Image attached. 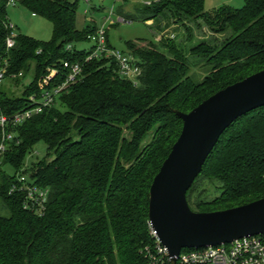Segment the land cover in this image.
<instances>
[{
    "label": "trees",
    "instance_id": "1",
    "mask_svg": "<svg viewBox=\"0 0 264 264\" xmlns=\"http://www.w3.org/2000/svg\"><path fill=\"white\" fill-rule=\"evenodd\" d=\"M205 1L157 0L138 8L155 31H169L171 21L174 28L159 42L127 44L142 69L136 85L112 58L87 61L91 50L77 48L97 30L77 28L79 0H21L53 25L54 36L43 43L15 34L11 49L7 1L0 0V112L9 120L0 126V264H149L144 250L157 245L150 188L182 131L175 112L189 113L264 70V0L211 12ZM65 63L81 66L79 80L41 112L13 124L15 115L35 109L66 81ZM41 142L47 156L28 169L26 159ZM206 181L218 184L219 195L194 200ZM31 189L46 197L34 210L25 205ZM262 198L264 107L226 130L187 195L194 212Z\"/></svg>",
    "mask_w": 264,
    "mask_h": 264
},
{
    "label": "water",
    "instance_id": "2",
    "mask_svg": "<svg viewBox=\"0 0 264 264\" xmlns=\"http://www.w3.org/2000/svg\"><path fill=\"white\" fill-rule=\"evenodd\" d=\"M264 107V70L228 86L189 113L150 188L149 224L176 264L185 249L264 238V198L215 212H194L187 195L222 135L241 117Z\"/></svg>",
    "mask_w": 264,
    "mask_h": 264
},
{
    "label": "built area",
    "instance_id": "3",
    "mask_svg": "<svg viewBox=\"0 0 264 264\" xmlns=\"http://www.w3.org/2000/svg\"><path fill=\"white\" fill-rule=\"evenodd\" d=\"M7 7H17L21 0H6ZM125 0H116V2H124ZM151 2H145L149 5ZM130 20L121 17L115 11V8L110 10L105 18V25L102 28H97L96 32L88 36V41L92 44L90 50L91 53L87 57V61L93 59H110L116 61L119 67L120 75L132 81L134 84H138V78L142 75V69L140 67L139 60L127 51L119 50L109 43L107 37V30L111 26L130 24ZM12 31L14 27L12 24L9 26ZM15 33L7 40V47L11 49L15 46ZM68 51L72 50V46L67 47ZM65 68H69L66 81L58 85L51 93L44 97L42 101H35V98H31L32 101L39 104L35 109L24 113L17 114L13 117V124L22 123L29 119L32 114L41 112L43 107L49 106L54 101V96L63 92L68 86L76 83L82 73V68L79 64L70 66L68 63L64 64ZM57 71H53L51 77H54ZM4 79V73L0 72V86ZM0 126L5 129L9 126L8 118L0 112ZM11 135H4V140L11 139ZM1 150H5V146L1 145ZM20 181L25 182V177H20ZM36 190H29V196L26 201V208L34 210L36 204L44 203L46 197L44 193H39ZM151 228V227H150ZM152 237L156 240V247L154 250L145 248L144 253L149 261V264H167L170 263L167 250L159 243L155 234L151 230ZM171 264V263H170ZM176 264H264V238L261 236L250 237L235 241L231 244L220 245L216 247H208L201 249H188V251H182Z\"/></svg>",
    "mask_w": 264,
    "mask_h": 264
},
{
    "label": "rangeland",
    "instance_id": "4",
    "mask_svg": "<svg viewBox=\"0 0 264 264\" xmlns=\"http://www.w3.org/2000/svg\"><path fill=\"white\" fill-rule=\"evenodd\" d=\"M133 1V3L128 4L127 8L122 2H116V0H79L78 11H77V28L83 30L91 26H97V28H102L105 25V18L107 17L110 10L115 8V11L119 9H124L127 11L125 16L130 17L132 20L130 24L119 25L118 27L109 28L108 35L109 40L112 45L122 51H127L128 43H139L141 41H161L164 33H169L171 28H174L173 22L171 21V27L167 32L155 31L153 28V22H144L141 18V11H137L141 8L145 2H154L157 0H126ZM135 5H137L135 7ZM245 5L244 0H206L205 10L211 12L215 9L221 7H230L234 9H241ZM135 7V9H134ZM7 13L12 26L14 27L15 34H23L37 41L47 43L52 41L54 36L53 25L45 18L35 15L27 8L22 6L20 3L17 7H9ZM176 28V27H175ZM164 31V30H163ZM158 32V33H157ZM198 34L200 37H205L207 34L205 31L198 29ZM201 32V33H200ZM162 34V35H161ZM224 37H220L218 40L221 42ZM211 38V36H210ZM210 40H214L211 38ZM92 44L90 42H83L77 44V48L80 50L90 49ZM32 81V74L23 82V87H28ZM23 87H20L17 92H22ZM47 156V147L41 142L33 150L32 154L26 159V166L28 169L38 161L44 160ZM218 184L210 183L206 181L198 188L194 195V200L196 196H201L205 201H212L220 193L216 188ZM2 209V208H1Z\"/></svg>",
    "mask_w": 264,
    "mask_h": 264
},
{
    "label": "crops",
    "instance_id": "5",
    "mask_svg": "<svg viewBox=\"0 0 264 264\" xmlns=\"http://www.w3.org/2000/svg\"><path fill=\"white\" fill-rule=\"evenodd\" d=\"M122 3H124L123 5L127 8V6H128V4H132L133 3V1H124V2H122ZM137 5H135V7H136ZM135 7H134V9H135ZM117 12V14L119 15V16H121V17H124V18H126V19H128V20H132L130 17H127V16H125V14L127 13V11H125L124 9H119L118 11H116ZM109 42H110V40H109ZM110 44L112 45V43L110 42ZM113 46V45H112ZM114 47V46H113Z\"/></svg>",
    "mask_w": 264,
    "mask_h": 264
}]
</instances>
